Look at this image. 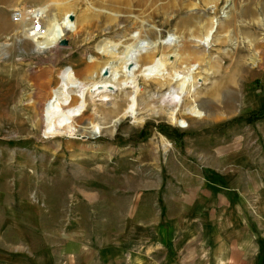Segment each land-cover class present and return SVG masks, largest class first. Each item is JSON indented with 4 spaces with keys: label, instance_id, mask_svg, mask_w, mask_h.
Masks as SVG:
<instances>
[{
    "label": "rangeland",
    "instance_id": "rangeland-1",
    "mask_svg": "<svg viewBox=\"0 0 264 264\" xmlns=\"http://www.w3.org/2000/svg\"><path fill=\"white\" fill-rule=\"evenodd\" d=\"M15 7L46 10L41 40L24 37L20 21L12 18ZM66 10L76 21L69 32L59 27ZM216 17L223 21L201 47L196 37ZM61 38L66 45L58 43ZM172 41L183 43L175 56ZM152 46L176 64L193 65L202 78L182 96L177 124L168 120L158 97L165 86L137 71L141 122L116 121L127 105L125 92L135 88L126 84L114 86L104 99L86 97L74 118L80 131L98 123L97 136L43 133L46 103L55 101L64 70L85 82L111 57ZM262 92L264 0H0V264H125L123 252H136L135 240L118 241L124 248L116 249L110 240L91 239L87 248L86 240L68 235L73 229L97 236L105 228L115 230L117 225L106 223H117L130 209L135 215L137 192L158 178L164 227L171 221L172 229L178 225L186 234L191 228L197 236L202 209L192 201L189 226L168 195L177 193L175 186L187 190L185 185L196 194L207 180L214 182L213 168L230 170L227 183L238 189L224 216L237 210L242 223H249L256 209L232 205L253 202L256 181L264 176V106L250 104ZM71 96L66 106L78 102ZM186 105H195L200 116L186 114ZM229 141L224 162L221 144ZM220 209L211 208V214ZM129 258L142 263L141 256ZM144 258L169 264L172 257ZM195 264H202L199 258Z\"/></svg>",
    "mask_w": 264,
    "mask_h": 264
},
{
    "label": "crops",
    "instance_id": "crops-1",
    "mask_svg": "<svg viewBox=\"0 0 264 264\" xmlns=\"http://www.w3.org/2000/svg\"><path fill=\"white\" fill-rule=\"evenodd\" d=\"M258 97V99L256 96L252 97L254 103L250 101L251 106H264V93L262 92ZM231 144L232 141L221 144L224 162L229 159V156H225L224 152H228L227 145ZM257 166L262 169L260 162ZM229 171L211 169L210 176L214 178V182L207 180L200 190H195L196 194L194 195L191 185H185L184 188H187L185 191L180 186H175L177 193L168 195V201L174 202L175 206L179 208V213L182 214L180 217L188 221L189 226L192 218L186 219V217L191 216V208L194 207L192 201L195 200L196 207L202 209L205 220L202 216L200 217V233L197 236L194 235L196 232L192 234L191 228L185 230L186 234L179 233L181 228L178 225L177 228L173 227L172 229L171 221L167 223V228L164 227L168 221L162 216L160 203L164 195H161L158 178L157 184L144 187L140 192H137L135 215L130 209L123 213L122 220L117 223H106L117 225L115 230L105 228L97 236L92 232L85 235L86 232L73 229V233L71 232L68 238L86 240L87 248L89 245L87 241L91 239H107L112 241V247L116 249L124 248L118 241L135 240L136 252L128 249L123 252L126 256L125 264H132L129 258L131 255L142 257V263L139 262V264H154V259L151 261L144 257L151 258L156 255L171 256L169 264H195L198 258L202 264H264V176L256 181L258 187L255 189L256 199L253 202L248 201L249 203L244 204L245 200H243V204L240 205L238 204L240 200H237V204L232 205L233 207L247 206L256 209L254 210L255 215L249 223H242L240 218L234 214V212H238L237 210L231 216H224V208L230 206L229 197L238 193V189L232 188L227 183L226 176L229 175ZM185 176L190 179L192 173L187 170ZM217 206H221V209L216 214H211V208ZM207 211L209 214L206 219ZM175 214L176 212L173 213V215ZM105 249L106 246L103 247V251Z\"/></svg>",
    "mask_w": 264,
    "mask_h": 264
},
{
    "label": "bare ground",
    "instance_id": "bare-ground-1",
    "mask_svg": "<svg viewBox=\"0 0 264 264\" xmlns=\"http://www.w3.org/2000/svg\"><path fill=\"white\" fill-rule=\"evenodd\" d=\"M35 11V16L42 18L44 24L46 10L44 8H36ZM70 14L72 13L67 12V10L60 14L61 23L59 24V27L67 32L74 30L76 25V21L73 18L70 19ZM222 21V18L217 17L211 19L210 24L203 35L196 37L195 41L198 45L205 47V45L208 44V39L212 34L213 28L221 24ZM18 25L23 26V35L25 38L31 41L36 39L38 41L41 40V37L34 39L27 37L26 30L29 27L27 18L21 19ZM176 43L177 42L175 41L168 43L170 46H172L171 44H174L172 50L173 56L179 53L178 48L183 45V43ZM156 52L155 46H152V48L149 49L138 47L132 54L121 52L120 57H111V60L113 61L110 62V64L105 62L104 65L99 67L98 71L91 74L90 80L85 82L78 81L71 69L64 70L61 75L62 85L55 90V101L46 103L43 115V133L50 137L63 134L69 137H77L81 135V133H89L92 136H97L101 132V126L98 123H89V125L84 126L80 131V127L78 128L74 123V118L80 115L84 110L86 106V97L92 98L93 96H99L104 99V96L113 91L114 86L121 87L126 84H133V87L135 88L131 92H125V95L127 96V105L119 115L117 114L118 117L116 118V121L120 118L130 117L136 122H141L142 117H136L138 101L137 71H145L144 78L152 76V79L159 82L161 87L165 86L166 91L159 94L158 97L160 102H163L166 105L168 120L173 124H177V113L180 102L183 99L182 96L186 92H192L202 78L196 74L193 65L189 63L176 64L173 60H169V55L167 53L158 55ZM91 60L94 59L91 58ZM142 66H144L143 69H141ZM106 67L108 68V76L102 77L103 70ZM73 93L78 97V102L73 106H66ZM167 97L168 103L166 104L165 101L167 100H165V98ZM185 113L193 117L200 116V112L195 105L188 107L186 105Z\"/></svg>",
    "mask_w": 264,
    "mask_h": 264
},
{
    "label": "built area",
    "instance_id": "built-area-1",
    "mask_svg": "<svg viewBox=\"0 0 264 264\" xmlns=\"http://www.w3.org/2000/svg\"><path fill=\"white\" fill-rule=\"evenodd\" d=\"M36 11L31 8L15 7L12 10V18L15 21H20L23 18H27L29 27L26 30L28 38L34 39L45 33V27L42 18L35 16Z\"/></svg>",
    "mask_w": 264,
    "mask_h": 264
},
{
    "label": "water",
    "instance_id": "water-1",
    "mask_svg": "<svg viewBox=\"0 0 264 264\" xmlns=\"http://www.w3.org/2000/svg\"><path fill=\"white\" fill-rule=\"evenodd\" d=\"M69 17H70V19H72V18H73V15L70 14ZM59 43H60L61 45H66V44H67V40H66L65 38H62V39L59 41ZM107 74H108V68L106 67V68L103 70V75H107Z\"/></svg>",
    "mask_w": 264,
    "mask_h": 264
},
{
    "label": "trees",
    "instance_id": "trees-1",
    "mask_svg": "<svg viewBox=\"0 0 264 264\" xmlns=\"http://www.w3.org/2000/svg\"><path fill=\"white\" fill-rule=\"evenodd\" d=\"M260 112H263V110H260ZM138 137L143 138L144 137V130H142L140 133L137 134Z\"/></svg>",
    "mask_w": 264,
    "mask_h": 264
}]
</instances>
